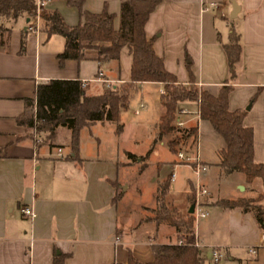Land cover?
<instances>
[{
  "label": "crops",
  "instance_id": "crops-1",
  "mask_svg": "<svg viewBox=\"0 0 264 264\" xmlns=\"http://www.w3.org/2000/svg\"><path fill=\"white\" fill-rule=\"evenodd\" d=\"M124 1L84 0L83 9L113 14L118 29ZM54 11L69 26L82 22L78 9L65 0H49L45 12ZM26 20L25 15L0 18L4 41L0 45V264H53L56 256L62 264H127L130 253L142 263L151 262L153 244L179 240L173 227L146 219L156 206L159 182L170 181L165 196L168 206L186 214L192 203L172 197L178 181L175 169L185 165L176 163L165 143L167 134L157 138L163 115L162 84L137 83L131 97L140 93L143 107L137 114L139 105L133 109V115L139 116L141 110H148L143 86L156 87L155 101L144 118L151 136L170 153L156 161L147 192L141 183L147 157L122 147L125 123L120 122L131 98L119 113L121 131L115 130L117 123L108 121L83 127L76 156L70 149L71 131L62 126L49 137L39 132L43 141L34 146L31 127L17 123L16 118L25 112L27 99L33 101L30 111L34 115L38 84L85 80V95L98 96L130 81L132 59L126 47L118 60L107 62L97 58L96 50L87 49L82 60L60 64L57 56L64 49V37L48 36L42 28L37 34L26 32ZM232 31L240 45L233 73L224 50ZM145 33L154 38V52L178 83L193 84L212 95L222 86L230 87L229 110L246 111L243 125L253 131V160L264 164V0H162L146 22ZM183 107L195 109L196 102ZM197 126L200 157L208 167L202 176L208 191L202 203L208 215L194 226L204 264H264V230L253 210L218 204L255 197L262 184L260 180L247 183L241 172L223 173L218 163L224 139L206 119L200 118ZM187 181L192 199L193 181L189 177ZM24 205L34 210L31 222L20 213ZM251 248L255 254L249 252ZM213 249L222 254L218 262L212 259Z\"/></svg>",
  "mask_w": 264,
  "mask_h": 264
},
{
  "label": "trees",
  "instance_id": "trees-1",
  "mask_svg": "<svg viewBox=\"0 0 264 264\" xmlns=\"http://www.w3.org/2000/svg\"><path fill=\"white\" fill-rule=\"evenodd\" d=\"M78 9L82 22L75 26L65 23L62 16L54 11L44 15L42 30L46 35L59 34L65 39L64 49L58 54L59 63L67 59L82 60L87 49L97 51L98 59L103 62L118 60L121 50L126 47L131 55L130 81L108 88L98 96H86L82 84L76 80H50L38 84L35 88L32 115L30 107L33 101L25 100V112L16 118L17 123L31 127L33 116L39 120L38 132L46 137L52 136L57 127H66L71 131V152L76 156L80 130L95 122L117 123V131L122 126L118 123L119 113L132 97L136 84L140 82H159L162 93L159 96L163 115L157 124V138L173 130L179 110L186 102L200 99V116L208 120L214 130L224 139L225 148L219 152V167L229 174L241 172L247 183L260 180L261 192L255 197L220 200L224 207H240L242 211L253 210L255 219L264 230V164L253 160V131L243 125L245 110H229V86H222L217 95L199 90L193 84H180L175 75L164 67L163 59L154 52V38H147L145 25L151 13L162 0H126L120 6V25L114 28V15L107 11L92 13L83 9L84 0H65ZM34 14L33 0H0V18L15 19ZM0 28V45H3ZM23 41L20 42V50ZM228 64L232 69L240 55L238 36L232 31L230 42L224 45ZM195 139L197 127L190 130ZM170 181L159 182L156 193V206L151 210L152 220L156 224L164 223L174 228L179 240L184 243L153 244V260L142 263L131 253L127 264H204L205 256L194 245L192 214H183L177 208L165 202ZM53 264H62L56 256Z\"/></svg>",
  "mask_w": 264,
  "mask_h": 264
},
{
  "label": "rangeland",
  "instance_id": "rangeland-1",
  "mask_svg": "<svg viewBox=\"0 0 264 264\" xmlns=\"http://www.w3.org/2000/svg\"><path fill=\"white\" fill-rule=\"evenodd\" d=\"M44 15H48V13L44 11ZM43 22L44 21H42L41 23V27L43 26ZM143 88H144L143 91L146 97L145 101L147 103L146 105H147L148 110L146 111L141 110L142 112L139 116L133 115V111H134L133 109L135 107H138L141 101L140 93L137 92L134 95V97L131 98L127 109L124 111L123 119H122V122H120V124L125 123V128L123 130V137H122V147L126 150H129V151H132L133 153L138 154L139 156L147 157L146 162L148 163V166H147V169L145 170V175L141 180V183L144 184L145 191L147 192V187L149 186V184H151L150 177L155 173L154 166H155L156 161L162 160L166 156L167 157L170 156V153L168 152L166 145L174 154L176 153V149L181 145L179 142L180 141L179 136L174 131V122L172 123L173 130H171L165 136L166 145H160L159 141L155 140L151 136V132H150L151 127L150 125L147 124L148 120L147 118H144V116L145 114L151 111V108L153 106L152 103L155 101V98H156L157 89L154 85H144ZM114 126L117 132V127H116L117 125L115 124ZM192 141H193L192 138L185 140L182 147L184 149L193 148ZM201 146L202 144H200L199 142V148ZM113 157H117V156H115L114 154ZM176 163H178L177 160H176ZM175 174L178 175V181L174 189L172 190V197H174L178 201H183L186 203L188 202V200H190V203H191L192 199L190 198H191V193H192L191 192L192 186L189 185V182L187 181V177L191 178V180L194 181L192 170L190 169L189 166L185 165V166H181L178 169H175ZM131 182L132 184L135 183V179L130 180V184ZM182 183H183V186H182ZM132 190L133 189L131 188L130 191Z\"/></svg>",
  "mask_w": 264,
  "mask_h": 264
},
{
  "label": "built area",
  "instance_id": "built-area-1",
  "mask_svg": "<svg viewBox=\"0 0 264 264\" xmlns=\"http://www.w3.org/2000/svg\"><path fill=\"white\" fill-rule=\"evenodd\" d=\"M34 2V14L29 17V20L26 23L25 31L31 34H37L38 29L41 28V23L44 18V11L45 6L48 4L49 0H33ZM214 5L213 3L211 4ZM82 86L86 85V81L81 82ZM161 93L163 90H160ZM196 108L190 109L187 107H182L175 120H174V131L179 136L180 145L176 149V160L178 161L177 164H182L189 166L192 170L194 181H193V194H192V203L194 204V211L192 213L193 216V228L197 225L198 221L202 218H205L208 215V212L203 208L202 203V196L208 193L207 189L202 184V176L207 171V165L201 160L200 151H199V136H198V121L200 120V99L198 98L196 101ZM143 107V104L139 105V108L135 110L137 114L139 109ZM192 122V124H191ZM194 122V124H193ZM39 124V120L33 116L32 124H31V134H32V141L33 145L36 146L37 144L43 141L41 134L37 131V126ZM196 125L197 127V135L195 139L193 138L192 134H190V128ZM192 138V145L193 148H186L182 147L185 140ZM58 155L61 156V150H58ZM174 178V173L171 174L170 179ZM20 213L23 216H26L29 221L31 222L35 213L31 205H24L20 207ZM185 240H178L177 243L181 244L184 243ZM194 245L199 246L198 242L194 239ZM249 252L252 254L256 253L254 248L249 249ZM211 256L214 262H218L222 258L221 252L217 249L211 250Z\"/></svg>",
  "mask_w": 264,
  "mask_h": 264
},
{
  "label": "water",
  "instance_id": "water-1",
  "mask_svg": "<svg viewBox=\"0 0 264 264\" xmlns=\"http://www.w3.org/2000/svg\"><path fill=\"white\" fill-rule=\"evenodd\" d=\"M27 21V20H26ZM249 107V106H248ZM248 107L246 109H248ZM194 211V204L191 203L190 206H189V209H188V214H192Z\"/></svg>",
  "mask_w": 264,
  "mask_h": 264
}]
</instances>
